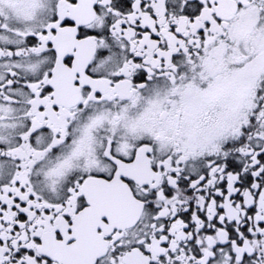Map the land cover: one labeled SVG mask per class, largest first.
Here are the masks:
<instances>
[{"label":"snow or ice","instance_id":"snow-or-ice-1","mask_svg":"<svg viewBox=\"0 0 264 264\" xmlns=\"http://www.w3.org/2000/svg\"><path fill=\"white\" fill-rule=\"evenodd\" d=\"M0 264H264V0H0Z\"/></svg>","mask_w":264,"mask_h":264}]
</instances>
